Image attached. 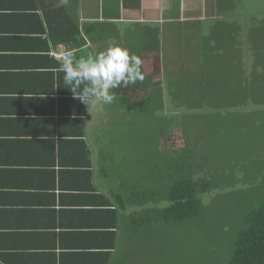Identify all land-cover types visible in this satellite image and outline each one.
Returning a JSON list of instances; mask_svg holds the SVG:
<instances>
[{
    "label": "crops",
    "instance_id": "1",
    "mask_svg": "<svg viewBox=\"0 0 264 264\" xmlns=\"http://www.w3.org/2000/svg\"><path fill=\"white\" fill-rule=\"evenodd\" d=\"M222 6L216 0H0V264H158L151 216L161 203L159 184L152 186V164L137 154L151 145L125 149L134 162L123 176L105 145L113 130L126 135L138 127L147 134L153 92L166 86L168 55L169 72L183 71L177 54L168 53V34L206 18L220 21ZM109 44L141 57L144 79L115 89L114 108L88 109L65 87L60 55L86 57ZM245 89L229 86L227 104L244 102ZM159 103L171 106L169 116L182 113L176 95ZM191 110L190 120L217 118ZM180 120L171 134H183Z\"/></svg>",
    "mask_w": 264,
    "mask_h": 264
},
{
    "label": "rangeland",
    "instance_id": "2",
    "mask_svg": "<svg viewBox=\"0 0 264 264\" xmlns=\"http://www.w3.org/2000/svg\"><path fill=\"white\" fill-rule=\"evenodd\" d=\"M224 2L228 5L227 8L222 6ZM217 3L219 7L222 6L216 8L222 14L220 21L206 18L200 24H194L192 30H188V24H184L183 31L168 34V53L172 51L177 54L176 66L183 71L174 70L173 74L169 72L173 69V57L168 55L169 63L164 72L167 77L166 86L153 92L155 103L152 105L149 119L151 129L147 127L144 130L146 135H143L138 127L127 128L126 135L122 130H113L105 145L117 165L118 176H123L134 162V153L130 154L126 148L133 145H151L149 152L137 154L144 155L152 164V186L154 187V183L160 186L162 182L161 195L164 199L165 187L166 190L172 187L175 180L182 175L178 168L188 151L180 149L195 144L197 137L190 135L192 143H188L185 136L171 134L173 129H179L181 118L184 119V126L190 124L188 115L193 113L191 109L199 115L215 112L217 116L216 119H205L208 130L211 127V139L206 135L211 151L208 152L209 158L204 164L210 162V167L197 170V166L193 167L192 163L188 162L189 167L194 168L196 173L199 171L203 176H207V182L211 184V179L216 182L202 196L203 204H209V214L202 218L201 222L200 216L184 217L180 220L167 219V240L161 238L153 242L152 257L158 264H161L160 261H165V264H205L210 260L211 264L225 263L231 256L233 242L246 225L244 207H249V199L257 198L246 195V187L252 182H262L255 174V169L251 172L250 168L244 167L248 165L244 161L245 154L249 153L241 151L240 141L243 136L240 135L261 137L256 149L264 144V100L259 96L251 98L245 107L241 102L229 105L227 95L230 94L229 86L240 85L247 87L248 93L254 89L256 94H259L257 85L263 70L261 64L264 52V0H216ZM222 26L225 33L219 29ZM163 95L179 97V101L183 102L179 105L182 111L180 116H169L171 106L159 103ZM192 97H195L196 103L186 104ZM169 99L168 97V101ZM114 106H117V101L109 108ZM245 109L248 114L246 117L242 113ZM191 122L197 123L196 120ZM199 122L201 124L193 130L195 135L199 133L196 131H206L203 122ZM109 132H105V138ZM232 132L240 135L229 137ZM170 139H175V142ZM206 139L205 143L201 141L202 145L206 144ZM170 143L174 144L175 151L169 149ZM227 144H233L229 147L235 150L223 152ZM205 146L208 148V145ZM187 169L184 167V172L191 171ZM243 174L247 175L246 179L251 181L250 183L243 182ZM126 177L131 179L128 172ZM161 195L158 194L159 197ZM208 234L210 240H204ZM207 246L211 248L205 249ZM159 247L161 249L158 251ZM205 251H211V254H206ZM208 255L211 257L206 258Z\"/></svg>",
    "mask_w": 264,
    "mask_h": 264
},
{
    "label": "trees",
    "instance_id": "3",
    "mask_svg": "<svg viewBox=\"0 0 264 264\" xmlns=\"http://www.w3.org/2000/svg\"><path fill=\"white\" fill-rule=\"evenodd\" d=\"M262 57L263 60L261 67L263 68V70L260 72V81H258L259 83L257 85L259 94H256V91H254V89L250 90L249 93L247 91L248 88L245 89L246 91L243 92L244 102H241L244 107L248 105V101L251 98H257L260 96L261 98H263L262 100H264V52L262 53ZM151 76L152 79H154L153 73ZM152 82L153 86L158 83V81L153 80ZM238 93L240 96H242L241 92ZM230 99L233 102L235 100L234 97ZM234 103L239 102L235 101ZM246 109L242 111L244 117L248 115L246 113ZM190 114L191 113H189V115ZM199 120L203 122V126H206V131H196L199 133L195 135L193 130L197 127V125L201 124ZM191 121L192 120H190V124L184 126L182 136H185L188 143H192V138L190 137V135L193 136V138L195 136L197 137L195 144H191L189 147H186V149H180L181 151H188L183 158V162H181L182 164L179 165L178 168L179 173L182 174L181 178L176 179L174 185L167 190L165 187L166 185H164L166 194V196H164V199H162L161 195L162 182L157 188L158 190L156 189V191L161 195V197H158V200L161 203L157 201L158 205H156V207H154V210L152 211V245L153 242L157 241L158 239L162 238L165 239V241L167 240V229L169 223L167 219L173 218L175 220H180V218L184 217L200 216L201 222L202 218L208 216L209 214L207 212L209 210V204L208 202H206L205 205L203 204L204 200L202 196L207 193L211 185L216 182H214L213 179H211V184L210 182H207V176H203L199 173V171L196 173L194 168L189 167L188 162H191L193 167L197 166V170L198 168L210 167V162L205 164L204 162L207 158H209L207 157L209 155L208 152L211 151L210 142L206 139V135L209 139H211V136L209 135L211 134V127L210 130H208V124L205 123L202 119H196V124L195 122ZM234 135L240 134L232 132L230 133L229 137ZM241 136H243L240 141V146H242L241 151L249 153L245 154L244 161L247 162L248 165L244 167L250 168L251 172L253 169H255V174H257V177L262 180L261 183L254 184V182H252L251 185H248L246 187V195H253L257 198H260H255V200H246L249 206L248 208L244 207V209L246 208L244 210V212L246 211L245 213L247 217L246 225L241 229L238 238L233 242L231 256L230 258H228L229 260L227 259L228 261L226 260L227 262L225 261V263L222 264H264V144L260 145V147L256 149L255 147L260 142L261 137H254L253 135L247 134L240 135V137ZM205 139V145H208V148H206L205 145L201 144V141L204 142ZM170 140H172V142H175V139ZM234 143L235 141L233 142V144ZM233 144H227V147L225 148V150H223V152L235 150L234 148L229 147L230 145L233 146ZM169 146V149H172L174 151L176 150L174 148V144L170 143ZM193 155L195 157H193ZM184 167L188 168L187 170H194L193 174L191 171L184 172ZM250 175H252V173ZM246 177L247 175L243 174V182L250 183L251 181L246 179ZM158 193H155V195L158 196ZM213 238H215V236H213ZM206 239L210 240L209 234L204 238V240ZM210 248L211 246H207L205 249ZM160 249L161 248L159 247L158 251ZM205 252L206 254H211V251ZM209 257L211 256L208 255L206 258ZM205 264H211V260Z\"/></svg>",
    "mask_w": 264,
    "mask_h": 264
},
{
    "label": "clouds",
    "instance_id": "4",
    "mask_svg": "<svg viewBox=\"0 0 264 264\" xmlns=\"http://www.w3.org/2000/svg\"><path fill=\"white\" fill-rule=\"evenodd\" d=\"M74 98L88 106L103 110L116 99L114 90L143 81L142 59L118 44L95 54L76 58L68 55L58 69Z\"/></svg>",
    "mask_w": 264,
    "mask_h": 264
},
{
    "label": "built area",
    "instance_id": "5",
    "mask_svg": "<svg viewBox=\"0 0 264 264\" xmlns=\"http://www.w3.org/2000/svg\"><path fill=\"white\" fill-rule=\"evenodd\" d=\"M60 56H62L63 58H65V57L68 56V54H67V53H64V54H62V55H60Z\"/></svg>",
    "mask_w": 264,
    "mask_h": 264
}]
</instances>
